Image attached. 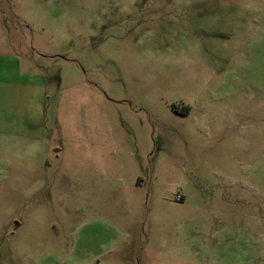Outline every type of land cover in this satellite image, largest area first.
I'll use <instances>...</instances> for the list:
<instances>
[{
  "label": "rangeland",
  "instance_id": "374dc122",
  "mask_svg": "<svg viewBox=\"0 0 264 264\" xmlns=\"http://www.w3.org/2000/svg\"><path fill=\"white\" fill-rule=\"evenodd\" d=\"M0 87V264H264V0H0Z\"/></svg>",
  "mask_w": 264,
  "mask_h": 264
},
{
  "label": "crops",
  "instance_id": "0c3cea01",
  "mask_svg": "<svg viewBox=\"0 0 264 264\" xmlns=\"http://www.w3.org/2000/svg\"><path fill=\"white\" fill-rule=\"evenodd\" d=\"M15 96L16 95H14L10 90L0 87V103H3L4 100L12 99ZM9 102H11V101H9ZM2 111L3 110L0 109V113H2ZM6 113L4 114V117L1 119V121L5 125H14V124L18 123V119L16 118V116L19 114V109L9 107L6 111ZM9 114H10V116H9Z\"/></svg>",
  "mask_w": 264,
  "mask_h": 264
},
{
  "label": "built area",
  "instance_id": "2783aa9c",
  "mask_svg": "<svg viewBox=\"0 0 264 264\" xmlns=\"http://www.w3.org/2000/svg\"><path fill=\"white\" fill-rule=\"evenodd\" d=\"M176 199H177V201H179L180 200V196L178 195Z\"/></svg>",
  "mask_w": 264,
  "mask_h": 264
},
{
  "label": "trees",
  "instance_id": "16d2710c",
  "mask_svg": "<svg viewBox=\"0 0 264 264\" xmlns=\"http://www.w3.org/2000/svg\"><path fill=\"white\" fill-rule=\"evenodd\" d=\"M187 110V109H186ZM181 199H182V197L180 196V200L179 201H181Z\"/></svg>",
  "mask_w": 264,
  "mask_h": 264
}]
</instances>
